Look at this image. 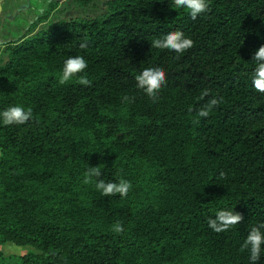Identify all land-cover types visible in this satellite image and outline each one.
Listing matches in <instances>:
<instances>
[{
    "label": "trees",
    "instance_id": "16d2710c",
    "mask_svg": "<svg viewBox=\"0 0 264 264\" xmlns=\"http://www.w3.org/2000/svg\"><path fill=\"white\" fill-rule=\"evenodd\" d=\"M208 4L192 20L173 0H110L95 19L47 25L1 51L0 112H33L25 125L0 121V246L38 252L22 264H250L241 245L264 223V93L251 82L264 0ZM175 30L194 47L151 48ZM76 55L91 86L58 82ZM150 66L167 79L156 103L135 80ZM212 96L222 103L194 124ZM99 165L105 182L131 181L127 197L83 183ZM223 209L244 220L218 234L207 221Z\"/></svg>",
    "mask_w": 264,
    "mask_h": 264
},
{
    "label": "clouds",
    "instance_id": "9594fccd",
    "mask_svg": "<svg viewBox=\"0 0 264 264\" xmlns=\"http://www.w3.org/2000/svg\"><path fill=\"white\" fill-rule=\"evenodd\" d=\"M176 8L184 9L191 17L192 20H196L197 17L205 13L208 8V0H173ZM81 49L88 47L87 37L79 44ZM194 47V41L185 36V33L180 30L170 31L161 37L154 38L151 43V48L167 49L182 55L187 50ZM252 62L255 63V68L251 74V82L254 89L259 93H264V45L260 46L252 56ZM88 67L87 60L82 55L70 56L64 61L62 72L58 77L60 85H64L77 78V83L82 86H91V81L87 75H80L84 73ZM137 82V88L142 89L148 98L153 103L158 102L159 94L162 88L167 84L166 73L164 68L159 66H150L144 68V70L135 76ZM210 90L205 88L201 91L200 99L210 96ZM123 102L130 103L134 100V97L124 96ZM223 97L217 99L212 96L207 103L203 104L197 111L196 116L193 119L194 124H198L200 118H207L212 110L222 103ZM189 111H193L190 107ZM33 119V112L31 108L27 110L21 105L9 106L7 109L0 112V121L4 126L11 125H25ZM102 172L100 165L96 167H88V170L84 173V184H89L96 178L95 187L104 197L116 196L127 197L129 191L133 185L131 181L121 178L118 182L108 181L101 179ZM220 179H227V173L221 171L219 174ZM244 220V216L235 212L232 209L219 210L215 214V218H209L207 223L211 230L216 233H223L232 228H235ZM112 231L120 234L125 231L123 222L117 221L112 225ZM262 245H264V223L252 226L248 232L246 238L241 245V252L247 250L249 253L250 264H258L261 258Z\"/></svg>",
    "mask_w": 264,
    "mask_h": 264
},
{
    "label": "rangeland",
    "instance_id": "374dc122",
    "mask_svg": "<svg viewBox=\"0 0 264 264\" xmlns=\"http://www.w3.org/2000/svg\"><path fill=\"white\" fill-rule=\"evenodd\" d=\"M103 0H97L93 6H89V14L90 17L97 16L103 12L101 9V3ZM28 5L27 8L25 9V5ZM72 4L74 6H72ZM35 3H33V0H31L30 3H27L26 0H16L15 7L18 8V13L16 15L18 16L16 20L18 21L13 22V24L10 23H5V32L0 31V42H4L5 46L8 44H11L13 41L18 39L19 37L26 36V35H32L34 34L39 27H37L35 30L30 29L31 31H27V25L28 21L32 20L33 17L35 16L34 14V7ZM61 8L58 11L57 14L66 11L67 15L71 13L73 16L75 15H80L84 16L87 14V8H81L77 5L75 0H68L67 1V8L66 5L60 6ZM67 15H62L64 17H67ZM25 17V18H23ZM29 32V33H28ZM21 35V36H19ZM3 50L2 44H0V53ZM25 252H30V253H38L34 248L32 247H25V248H20L17 246H14L12 244H6L4 246H0V253L4 256V259H0V264H22L21 262V254H24Z\"/></svg>",
    "mask_w": 264,
    "mask_h": 264
},
{
    "label": "flooded vegetation",
    "instance_id": "af4514ba",
    "mask_svg": "<svg viewBox=\"0 0 264 264\" xmlns=\"http://www.w3.org/2000/svg\"><path fill=\"white\" fill-rule=\"evenodd\" d=\"M26 1L27 3L31 2V0H26ZM67 1L68 0H33V3H35L36 5L33 9L35 16L33 17L32 20L28 21L26 30L31 31L32 29L35 30L37 27H39L37 30H35L38 31L41 28L46 27L47 25L55 24L60 21L72 22L77 20L89 21L91 19H95L97 16L103 14L106 8V3L110 0H103L101 3L102 6L101 9L103 10V12L93 17H90L89 14L90 10L88 7L93 6V4H95L97 0H75L79 7L87 8V14L84 16H80V15L73 16L71 13L67 15L66 11L57 14L58 11H62L59 10L61 8L60 6L66 5L67 8ZM15 4H16V0H0V31L5 32V23L13 24V22L18 21L16 20L18 14L16 15V13H18L19 11L18 8L15 7ZM27 6L28 5L26 4L25 9H28ZM72 6L74 5L72 4ZM62 15H67V17H64ZM18 23L20 22L18 21ZM26 36H30V35H26ZM0 44H2V47L4 49L5 43L0 42Z\"/></svg>",
    "mask_w": 264,
    "mask_h": 264
}]
</instances>
